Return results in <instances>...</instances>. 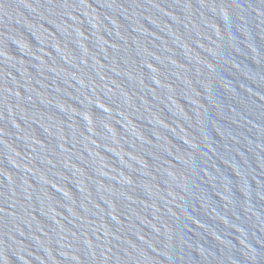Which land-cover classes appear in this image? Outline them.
<instances>
[{
	"label": "water",
	"instance_id": "obj_1",
	"mask_svg": "<svg viewBox=\"0 0 264 264\" xmlns=\"http://www.w3.org/2000/svg\"><path fill=\"white\" fill-rule=\"evenodd\" d=\"M0 264H264V0H0Z\"/></svg>",
	"mask_w": 264,
	"mask_h": 264
}]
</instances>
